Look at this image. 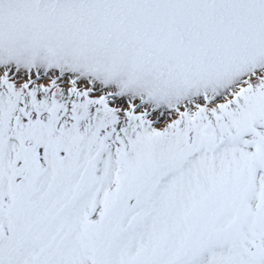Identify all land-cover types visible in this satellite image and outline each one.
<instances>
[{"label":"snow or ice","instance_id":"snow-or-ice-1","mask_svg":"<svg viewBox=\"0 0 264 264\" xmlns=\"http://www.w3.org/2000/svg\"><path fill=\"white\" fill-rule=\"evenodd\" d=\"M0 264H264V0H0Z\"/></svg>","mask_w":264,"mask_h":264}]
</instances>
